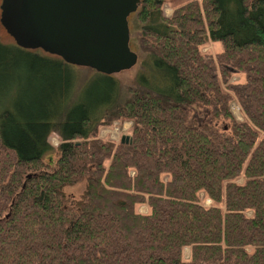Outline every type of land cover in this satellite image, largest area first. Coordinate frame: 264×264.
I'll return each mask as SVG.
<instances>
[{"label": "trees", "instance_id": "trees-1", "mask_svg": "<svg viewBox=\"0 0 264 264\" xmlns=\"http://www.w3.org/2000/svg\"><path fill=\"white\" fill-rule=\"evenodd\" d=\"M165 2L128 14L152 75L121 97L0 41V264H264V0ZM116 118L130 141L98 136Z\"/></svg>", "mask_w": 264, "mask_h": 264}, {"label": "water", "instance_id": "water-1", "mask_svg": "<svg viewBox=\"0 0 264 264\" xmlns=\"http://www.w3.org/2000/svg\"><path fill=\"white\" fill-rule=\"evenodd\" d=\"M138 0H14L20 26L49 52L111 74L129 68L128 14ZM120 142L130 141L121 134Z\"/></svg>", "mask_w": 264, "mask_h": 264}, {"label": "rangeland", "instance_id": "rangeland-1", "mask_svg": "<svg viewBox=\"0 0 264 264\" xmlns=\"http://www.w3.org/2000/svg\"><path fill=\"white\" fill-rule=\"evenodd\" d=\"M186 0H166L163 4V12L167 14L166 11L171 8L172 5H179ZM1 4V3H0ZM171 12V11H170ZM169 12V13H170ZM168 15V14H167ZM131 30L132 28V23ZM0 41L8 44H18L25 47L28 50L36 51L41 54L45 53V50L34 40V38L30 35V33L20 26V20L17 15V12L14 8V0H4L3 4L0 6ZM129 47L134 50L137 54L136 62L130 66L129 68L119 70L115 73H112L114 78L117 80L118 83V92L119 96L121 97L124 94L125 87L127 85L133 84L134 79L137 75L144 74L146 70L148 72L147 75H152V71L144 69V65L142 63L147 62L149 67L152 66L151 59H147V52L143 51L137 40L130 35L129 33ZM220 49V43L218 41L207 40L205 44L202 46V50L207 52L208 57L213 58L215 52ZM44 50V51H43ZM141 62V63H140ZM75 66V73L76 78L75 82L79 83L78 91H80L82 87V82L87 79L90 75L93 74L94 69L88 67L85 63H76ZM144 69V70H143ZM146 73V72H145ZM244 79V75L241 72L233 71L230 75V80L241 81ZM86 82V81H85ZM81 85V86H80ZM230 110L235 115V118L241 119L242 113L240 107L236 101L230 102ZM192 110L188 112V115H192ZM197 116L198 112L196 113ZM201 116V115H200ZM131 122L124 118H116L113 119L107 125L101 127L98 130V136L103 138H110L117 142L120 138L121 134H127L128 130L130 129ZM264 136V133H262ZM50 141L52 144L57 142L55 136H51ZM82 185L76 184L74 187H65L67 193L76 195L80 193ZM209 200L206 198L204 199V203H208ZM136 210L138 211H145L146 206L144 204H138L135 206ZM186 250V249H185Z\"/></svg>", "mask_w": 264, "mask_h": 264}, {"label": "flooded vegetation", "instance_id": "flooded-vegetation-1", "mask_svg": "<svg viewBox=\"0 0 264 264\" xmlns=\"http://www.w3.org/2000/svg\"><path fill=\"white\" fill-rule=\"evenodd\" d=\"M3 2H4V0H0V6L3 4ZM46 52H48V53H52V54H56V53H53V52H49V51H47V50H45ZM56 55H58V54H56ZM58 56H60V55H58Z\"/></svg>", "mask_w": 264, "mask_h": 264}, {"label": "crops", "instance_id": "crops-1", "mask_svg": "<svg viewBox=\"0 0 264 264\" xmlns=\"http://www.w3.org/2000/svg\"><path fill=\"white\" fill-rule=\"evenodd\" d=\"M170 11H171V8H169V9L166 11V13L169 14Z\"/></svg>", "mask_w": 264, "mask_h": 264}]
</instances>
